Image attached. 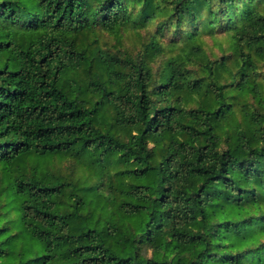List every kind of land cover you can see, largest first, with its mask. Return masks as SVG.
Masks as SVG:
<instances>
[{
    "label": "trees",
    "instance_id": "obj_1",
    "mask_svg": "<svg viewBox=\"0 0 264 264\" xmlns=\"http://www.w3.org/2000/svg\"><path fill=\"white\" fill-rule=\"evenodd\" d=\"M263 203L264 0H0V264H264Z\"/></svg>",
    "mask_w": 264,
    "mask_h": 264
},
{
    "label": "rangeland",
    "instance_id": "obj_2",
    "mask_svg": "<svg viewBox=\"0 0 264 264\" xmlns=\"http://www.w3.org/2000/svg\"><path fill=\"white\" fill-rule=\"evenodd\" d=\"M147 39H148L147 35L145 34L144 31H138L135 29L126 30L125 32H119L117 34L90 32V33H84L80 37H78V45H79V48L81 49L87 48L89 50L101 49L104 51H108L111 49L115 50L118 48H126L130 52H136L139 49L140 45ZM228 41H230V38L227 35H221L217 37H207L205 38V41L202 45L201 54L196 55V57L199 60L203 61L207 57L214 56L216 55V53H218L219 46H221L222 43H224L225 45ZM184 50L185 49L180 50L181 55L184 53ZM232 50L233 49L231 48V46L228 45L227 51L230 52ZM187 53L190 54L192 52H187ZM171 57H172V53H167V57H165L167 59H165L164 65L167 64V61L171 59ZM233 60L229 61L228 63H232ZM98 64H99V61H97V65H96L97 69L94 71L96 74V77H98L102 81L109 82L110 81L109 74L107 73V71L102 70L103 71L102 72L98 70V67H99ZM235 65L236 63L228 64L226 67L228 68V66H231L235 68ZM249 208L254 209L255 207L250 206ZM262 208H264V203L262 205ZM234 213L236 214L237 212H234ZM262 237L264 238V235H262ZM262 237L257 234L254 235V238L256 240H259Z\"/></svg>",
    "mask_w": 264,
    "mask_h": 264
}]
</instances>
